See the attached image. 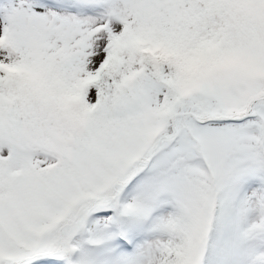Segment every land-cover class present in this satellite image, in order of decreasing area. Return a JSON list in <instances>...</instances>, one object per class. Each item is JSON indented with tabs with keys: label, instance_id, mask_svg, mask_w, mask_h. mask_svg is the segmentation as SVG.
<instances>
[{
	"label": "snow or ice",
	"instance_id": "snow-or-ice-1",
	"mask_svg": "<svg viewBox=\"0 0 264 264\" xmlns=\"http://www.w3.org/2000/svg\"><path fill=\"white\" fill-rule=\"evenodd\" d=\"M0 264H264V0H0Z\"/></svg>",
	"mask_w": 264,
	"mask_h": 264
}]
</instances>
